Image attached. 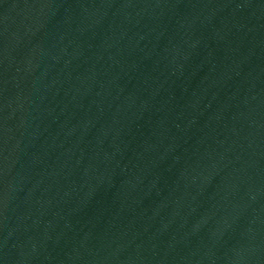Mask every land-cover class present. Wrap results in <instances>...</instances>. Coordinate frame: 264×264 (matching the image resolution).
Instances as JSON below:
<instances>
[{
    "label": "water",
    "instance_id": "obj_1",
    "mask_svg": "<svg viewBox=\"0 0 264 264\" xmlns=\"http://www.w3.org/2000/svg\"><path fill=\"white\" fill-rule=\"evenodd\" d=\"M0 264H264V0H0Z\"/></svg>",
    "mask_w": 264,
    "mask_h": 264
}]
</instances>
